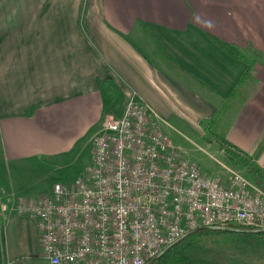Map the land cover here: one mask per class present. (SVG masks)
Instances as JSON below:
<instances>
[{"label": "crops", "instance_id": "obj_1", "mask_svg": "<svg viewBox=\"0 0 264 264\" xmlns=\"http://www.w3.org/2000/svg\"><path fill=\"white\" fill-rule=\"evenodd\" d=\"M236 49L262 57L240 84ZM132 93L164 132L198 138L228 97L224 136L246 153L262 145L264 169V0H0L7 164L72 151ZM12 201L0 196V264H48L35 219Z\"/></svg>", "mask_w": 264, "mask_h": 264}, {"label": "built area", "instance_id": "obj_2", "mask_svg": "<svg viewBox=\"0 0 264 264\" xmlns=\"http://www.w3.org/2000/svg\"><path fill=\"white\" fill-rule=\"evenodd\" d=\"M91 145L84 176L13 201L48 264H146L199 228L264 230V191L239 170L202 172L133 93Z\"/></svg>", "mask_w": 264, "mask_h": 264}, {"label": "trees", "instance_id": "obj_3", "mask_svg": "<svg viewBox=\"0 0 264 264\" xmlns=\"http://www.w3.org/2000/svg\"><path fill=\"white\" fill-rule=\"evenodd\" d=\"M232 51V50H231ZM235 56L245 62V67L238 79V84L252 75L253 64L260 53L249 49L244 55L235 51ZM228 97H220V104L208 118H202L199 126L202 129L201 139L205 143L217 140L219 148L224 151V163L232 169L241 171L253 184L264 191V169L257 163L262 145L250 153L234 148L226 140L222 131V118L227 107ZM201 237L208 240L201 242ZM264 253V230L228 227H204L196 229L166 246L153 257L148 264H234L231 256L256 257Z\"/></svg>", "mask_w": 264, "mask_h": 264}, {"label": "rangeland", "instance_id": "obj_4", "mask_svg": "<svg viewBox=\"0 0 264 264\" xmlns=\"http://www.w3.org/2000/svg\"><path fill=\"white\" fill-rule=\"evenodd\" d=\"M227 122L222 123L223 131L226 130ZM166 131L165 134L170 140L186 150L190 158L194 159L200 166L202 172L222 177L227 175L228 169L235 170L224 163V151L219 148L217 140L214 139L207 145L201 138L185 129H181V132ZM91 137L92 133L82 139L72 151L63 155L27 160L17 166L11 161L7 164L0 151L1 198L15 200L18 196L25 194L48 193L57 183L68 184L74 179L84 176L92 149ZM227 227L242 228L239 226ZM200 240L205 244L208 242L206 238L201 237ZM230 259L231 263L234 264H264V253L262 251L256 257L245 258L240 254H234Z\"/></svg>", "mask_w": 264, "mask_h": 264}]
</instances>
